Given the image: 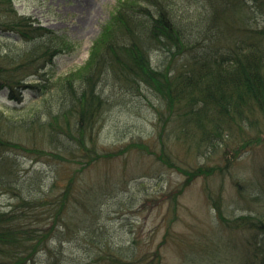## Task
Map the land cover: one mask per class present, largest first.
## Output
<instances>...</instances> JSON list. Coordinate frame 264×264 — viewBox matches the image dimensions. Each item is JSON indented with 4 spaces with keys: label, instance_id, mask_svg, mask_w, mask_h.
<instances>
[{
    "label": "trees",
    "instance_id": "trees-1",
    "mask_svg": "<svg viewBox=\"0 0 264 264\" xmlns=\"http://www.w3.org/2000/svg\"><path fill=\"white\" fill-rule=\"evenodd\" d=\"M142 1L155 5V13ZM163 4L161 0H117L110 20L93 40L89 57L75 77L60 80L51 100L45 97L33 112L29 107V112L16 119L0 113V193H10L15 199L8 208H0V264H34L42 243V248L52 253L47 264H61L66 259L62 247L57 245L54 250L49 245L52 241L42 237L51 230L61 236L80 234L83 242L78 247L83 248L85 264H164L162 248L168 228L148 248H142L136 236L113 237L110 213L117 211L108 212L103 207H120L123 201L112 202L114 182L107 183V177L89 178V169L99 159L128 149V145L105 148L99 140V118L116 100L108 99L100 89L106 80L112 79L135 94L143 95L144 87L161 100L156 123L162 145H166L165 139L184 144L195 153H204L207 147L225 156L233 153L224 164L208 162L185 168L161 150L157 159L184 175L171 194L172 213L177 193L188 183L199 176L223 177L228 163L249 146L250 138L264 134V0H207L211 10L197 21L167 12ZM254 16L260 18L261 25L251 22ZM189 27L193 31L187 32ZM6 31L15 33L20 43L4 34ZM0 37L8 38L0 42V88L8 90L14 100H19L20 87H35L27 76L42 78V69L69 47L49 28L17 14L12 0H0ZM195 40L199 45L193 44ZM154 49L163 50L168 58L153 64ZM255 109L262 116L260 124ZM230 143L233 148L226 151ZM16 150L56 165L49 187H44L48 178L39 172L19 177V164L9 155ZM259 172L253 197L257 202L264 197V161L258 165ZM54 179H64L62 187H56ZM239 186L243 197L247 194L245 184ZM213 197L207 193L218 221L229 230L243 232L242 244L232 245L244 254L236 264H264V212L256 208L257 213L226 217ZM53 209L61 213L54 215ZM41 212L52 217L43 231L33 221L44 219ZM211 230L224 235L213 227H200L189 242L188 237L181 238L189 246L183 249L186 264H234L214 244ZM34 231L41 233L34 236ZM197 257L201 261L196 262Z\"/></svg>",
    "mask_w": 264,
    "mask_h": 264
},
{
    "label": "rangeland",
    "instance_id": "rangeland-1",
    "mask_svg": "<svg viewBox=\"0 0 264 264\" xmlns=\"http://www.w3.org/2000/svg\"><path fill=\"white\" fill-rule=\"evenodd\" d=\"M161 1L165 2L163 8L166 11L183 14L184 20H188V17L197 21L207 16L208 11L211 10L206 6L207 0ZM12 2L17 14L30 17L69 43L66 50L55 55V58H52V61L42 69L44 70L42 78L34 79L31 75L27 76L29 82L35 87H20L19 100L12 99L8 90L0 88V113L10 119H16L20 114H25L29 107H32L31 112L36 110V104L44 102L45 97L51 100V95L58 90L57 85L60 80L77 75L76 73L89 57L93 40L110 20L117 0H12ZM145 2H141L143 6L155 13V5ZM254 21L256 25L262 24L259 17H252L251 22ZM186 31L191 32L193 29L189 27ZM4 34L16 43H20L15 33L6 31ZM7 39V37L3 39L0 37V42ZM193 44L199 45L196 40ZM166 55L163 50L154 49L151 53L153 64L168 58ZM47 84L48 86L44 88ZM100 89L105 96H108V99L116 97V100L109 104L99 118L100 143L103 147L113 150L122 149L128 145V149L124 152L108 159L101 158L89 169L91 180L105 176L107 183L114 182L112 202L123 201L120 207L115 204V206L103 207L108 212L117 211V213H110L111 220L106 216V219L111 221L109 227L113 228V237L121 238L125 236L124 234L128 237L136 236L142 243V248L145 245L148 248L154 246L168 228V241L166 240L162 248L163 262L164 264H186L183 249L189 247V240L196 235L195 232L200 231V227H213L224 234L219 235L211 230L214 244L221 248L220 252L224 257L231 259L234 264L238 263L244 254L240 247L233 250L232 245L242 244L243 232L229 230L218 221L207 193L210 192L215 197L226 217L249 212L257 213L256 208L264 212V197L259 202L253 199L257 194L256 185L259 184L260 179L258 165L264 161V134L255 139L250 138L249 146L237 157L235 154V158L230 164L228 163V170L223 177L215 174L208 176L209 178L199 176L188 183L180 193H177L175 212L172 213L171 194L175 193L183 182L184 175L175 168L163 165L157 159L161 150L167 152L171 159L185 168L208 162L224 164L225 159L232 158L233 153L225 156L220 150L212 151L210 147H207L204 153H195L194 150L184 147V144L177 145L176 142L165 139L166 145H162L156 123L159 118L157 108L161 107V100L156 95L144 87L141 88L143 95L135 94L127 88H120V85L112 79L100 84ZM258 112L260 111L255 109L254 115L260 124L262 116ZM168 125L169 123L166 127ZM259 137L261 139L257 141ZM230 145L227 146L226 151L232 150L233 146L230 147ZM9 155L15 157L19 164L20 178L39 172L48 178L47 182L43 183L44 187L52 184L56 165L51 161L20 150L9 152ZM235 180H238V184H245L244 189L247 190V194L243 197L238 190L241 187H238ZM54 184L60 188L64 184V179H54ZM14 201L10 193H0V208H8ZM46 212L40 213L44 215V219L33 220L40 231L47 229L50 226L49 219L50 222L52 220L50 213ZM59 213H55L54 210V215ZM35 233L41 232L34 231L32 235L35 236ZM107 235L111 236V234ZM42 237L54 242L49 244L52 249L57 250L58 246L62 247L66 259L61 261V264L86 263L83 248L78 247L82 241L80 234L76 236L67 233L61 236L51 230ZM184 237H188L187 243L181 240ZM43 244L37 248L39 250L35 254L34 264H47L49 257L52 256L51 252L42 248ZM194 260L201 261V258L197 257Z\"/></svg>",
    "mask_w": 264,
    "mask_h": 264
}]
</instances>
